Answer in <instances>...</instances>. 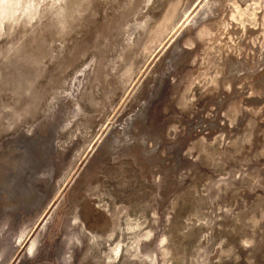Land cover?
Returning a JSON list of instances; mask_svg holds the SVG:
<instances>
[{"label":"rangeland","instance_id":"obj_1","mask_svg":"<svg viewBox=\"0 0 264 264\" xmlns=\"http://www.w3.org/2000/svg\"><path fill=\"white\" fill-rule=\"evenodd\" d=\"M0 264H264V0L4 8Z\"/></svg>","mask_w":264,"mask_h":264},{"label":"bare ground","instance_id":"obj_2","mask_svg":"<svg viewBox=\"0 0 264 264\" xmlns=\"http://www.w3.org/2000/svg\"><path fill=\"white\" fill-rule=\"evenodd\" d=\"M22 0H0V13L4 12V8H7L9 4L14 2L16 5H20ZM29 2V1H28Z\"/></svg>","mask_w":264,"mask_h":264}]
</instances>
